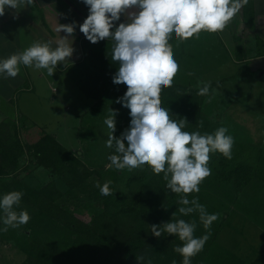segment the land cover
<instances>
[{
  "label": "trees",
  "instance_id": "trees-1",
  "mask_svg": "<svg viewBox=\"0 0 264 264\" xmlns=\"http://www.w3.org/2000/svg\"><path fill=\"white\" fill-rule=\"evenodd\" d=\"M116 71H106L107 77L102 72L98 79L107 78L106 82L113 89L112 93L108 90L109 95L119 99L127 87L113 83ZM246 73H252L248 66L240 75ZM203 84L189 87L185 82H174L171 88L163 89L162 106L169 109L174 119H187L186 131L212 134L220 124L203 112L207 96L197 95ZM210 84L211 93L219 82ZM201 121L203 127H199ZM16 130L17 123L11 118L6 117L0 122V199L8 192L21 191L22 199L34 209L35 217H42L41 222L34 221L36 229L30 226L35 230L26 235L28 256L20 264H146L148 260L151 264H172L173 260L182 264V257L174 251L176 246H182L178 237L164 233L157 238L150 231L151 225L170 221L180 206L177 203L179 195L166 187L163 173L156 175L147 165L142 169H110L113 195L102 196L99 189L88 181L100 172L65 146L54 133L44 131L38 140L25 144ZM119 130L117 127L113 133L115 137H118ZM25 156L35 166L49 169L52 180L40 188L22 180L20 170L27 164L23 165L21 159ZM210 156L211 174L200 184L199 187L203 188L190 194L188 199L198 198L209 214H219V218L210 230H205L198 213L189 216L177 213V218L196 221V237L210 231L203 250L192 258L191 264H245L244 253H238L241 249L227 248L220 241L219 233L222 225L229 221L228 202L240 203L246 189L252 185L261 188L264 184V155L259 147L234 141L231 159L219 152ZM55 177L64 182L66 190L58 186ZM85 194L90 196L82 198L81 195ZM263 198V195L258 197L259 206H262ZM69 201L90 209V221L75 215ZM2 213L0 210V215ZM43 232H46L45 236H41ZM139 255L145 257L143 262L137 261ZM247 264L261 262L250 258Z\"/></svg>",
  "mask_w": 264,
  "mask_h": 264
},
{
  "label": "rangeland",
  "instance_id": "rangeland-1",
  "mask_svg": "<svg viewBox=\"0 0 264 264\" xmlns=\"http://www.w3.org/2000/svg\"><path fill=\"white\" fill-rule=\"evenodd\" d=\"M44 1L46 0H35L29 9H6L4 16L9 17L14 12L6 28L12 30L19 22L23 25L20 27L21 36L26 40L42 42V38L37 39V35H34L41 36L44 32L49 40L52 31L43 19ZM57 2H60L59 0L56 4H60ZM37 12H40L39 17ZM32 20L34 23L30 26ZM82 20L84 21L83 18ZM82 20L78 17L77 24H82ZM125 20L126 17L122 15L121 20L115 22L116 26ZM28 24L29 26H25ZM232 34L227 26L222 33L201 31L199 38H189L182 43L173 35L170 43L173 46L174 58L180 66L174 82H185L189 87H199L205 82L218 81L219 85L213 87L204 101V114L218 122L220 127H226L227 135H231L234 141L259 147L264 155V76L251 75L248 78L231 79L230 76L235 74L237 69H247L246 64L233 61V42L229 39ZM80 36L72 57L69 61L58 64L51 77L47 75L46 70H35L33 67L20 65L19 74L9 79V82H15L17 91L11 96L0 95V99L10 108L9 118L17 123V134L25 144L38 140L44 131L54 133L65 146L100 172L88 179L91 185L96 187L97 181L101 185L109 181L108 171L115 169L107 167L110 163L107 157L113 154L114 150L106 147L105 141L110 129L104 120L109 116L110 110L116 112L115 127H120L117 134L119 138L129 127L131 117L130 110L109 95L113 89L110 83L106 82L107 78L98 79L102 72L107 77L105 73L118 70L116 63L111 60L113 42L105 39L93 44L83 33ZM6 37L13 46L5 56H1L4 59L17 53L14 38L11 35ZM52 46H56V41ZM5 80L7 79L1 80L3 84ZM2 88L6 93L10 92L7 85ZM89 92L92 94L88 95ZM21 162L23 165L27 164V167L22 165L20 176L30 186L40 188L52 180L49 169L35 166L29 162L27 156L22 158ZM55 180L63 191L66 190L67 186L61 179L55 177ZM254 187L252 185L245 190L244 199L240 203L228 202L226 211L229 213V221L222 225L219 237L227 248L233 251L241 249L238 253H244L245 264L250 258L258 259L264 264V200L262 206L257 203L259 196L264 197V184L261 188ZM88 196L90 195H81L82 198ZM70 203L75 215L86 222L90 221V209L76 201ZM30 208L27 202L21 199L16 210H26L31 219L26 225L9 228L7 232L0 231V264H20L27 258L26 235L36 229L37 224L34 221L41 222L42 219L36 218L34 209ZM3 215H0V229L4 227ZM45 234L46 232H43L41 236Z\"/></svg>",
  "mask_w": 264,
  "mask_h": 264
},
{
  "label": "clouds",
  "instance_id": "clouds-1",
  "mask_svg": "<svg viewBox=\"0 0 264 264\" xmlns=\"http://www.w3.org/2000/svg\"><path fill=\"white\" fill-rule=\"evenodd\" d=\"M88 7V15L79 30L87 40L95 44L107 39L113 42L111 60L118 65L113 76L114 84H124L127 91L116 102L130 110V125L115 137L116 112L110 110L104 120L110 132L106 147L113 149L107 159L109 168L132 170L147 165L154 174L163 173L166 187L179 195L180 205L168 222L151 225L153 236L160 238L164 233L178 237L182 246L174 251L182 257V264H191L209 239L210 231L201 237L194 235L197 223L177 218L198 213L205 230H210L219 214H209L198 198L188 196L200 191V184L211 174L210 154L219 152L231 159L234 138L227 135L226 127H219L212 134L189 132L186 118L174 119L168 108L162 106L161 93L171 88L180 66L174 58L170 40L175 36L181 43L189 38H199L201 31L211 34L222 33L249 0H82ZM35 0H0V17L6 9H23L32 6ZM125 16V22H115ZM76 22L57 24L59 36L56 46L51 41H35L21 52L0 60V75L15 78L20 65L46 70L52 76L58 64L69 61L74 48L70 37L74 35ZM211 84L205 82L197 95L209 96ZM203 127V122L199 123ZM111 181L96 187L102 196L113 195ZM21 191H11L0 199L4 227L26 225L31 219L26 210L17 211L22 199ZM137 261L145 257L139 255ZM146 264H151L148 260ZM172 264H177L175 260Z\"/></svg>",
  "mask_w": 264,
  "mask_h": 264
},
{
  "label": "crops",
  "instance_id": "crops-1",
  "mask_svg": "<svg viewBox=\"0 0 264 264\" xmlns=\"http://www.w3.org/2000/svg\"><path fill=\"white\" fill-rule=\"evenodd\" d=\"M57 0H46L43 2V10L42 15L45 24L48 26V28L52 31L51 32V38L48 40L47 33L44 32L43 35L38 36V34H35L34 36L38 38H42V42L51 41L52 44L54 41H57L59 39V36H65L66 34L61 32L60 34L55 31V28L57 24H70L72 22H76L77 18L80 17L82 20L86 18L88 15V7L82 2V0H59L60 4H56ZM64 6H62V5ZM29 9V6H27ZM14 13V12H13ZM12 13V14H13ZM12 14L8 16H2L0 17V60H3L1 56H5V54L8 52L9 48L13 45L9 42V39L6 36L11 35L12 38L17 43V52H21L27 47H29L33 42L30 41V39H25L23 36H21L22 32L21 26L19 22L16 24V26L12 29L13 26H11V29H7L6 26L8 25L9 20L11 21ZM39 17L40 12L36 13ZM6 15V14H5ZM83 21V20H82ZM34 21H30V26L33 24ZM25 25V26H29ZM77 24V22H76ZM81 24V23H80ZM119 24V23H118ZM117 24V25H118ZM43 25V24H42ZM79 24H77V27L75 29L74 35L70 37L72 40V46L74 47V50L78 44V40H80L82 32L79 31ZM38 26V23L36 24ZM44 27V25H43ZM228 27L232 31V35L230 36V40L233 42V61L237 63L246 64L252 73H246L245 75H240V72L245 71V69H237L235 74L231 75V79L234 78H248L251 75L255 76H264V71L262 74H260V69L252 70L250 66V62L253 58L264 56V0H249L248 4L244 6L239 14L233 18L228 25ZM35 30V27L32 28ZM43 30V29H42ZM36 31V30H35ZM43 38L45 40H43ZM34 39H36L34 37ZM38 41V40H37ZM19 48V49H18ZM16 52V51H15ZM246 66V68H247ZM2 79H7L4 82H2ZM9 79L13 78H5L3 75H0V95L4 96L5 94L11 96V94H14L16 84L12 81L9 82ZM3 85H7L10 88V92L6 93L4 89L2 88ZM245 94V92H242ZM4 94V95H3ZM2 107H0V122L6 118L9 117L8 111L10 108H8L5 103H2ZM248 107V106H247Z\"/></svg>",
  "mask_w": 264,
  "mask_h": 264
},
{
  "label": "water",
  "instance_id": "water-1",
  "mask_svg": "<svg viewBox=\"0 0 264 264\" xmlns=\"http://www.w3.org/2000/svg\"><path fill=\"white\" fill-rule=\"evenodd\" d=\"M250 66L252 70L260 69V74H262L264 71V56L253 58L250 62Z\"/></svg>",
  "mask_w": 264,
  "mask_h": 264
}]
</instances>
